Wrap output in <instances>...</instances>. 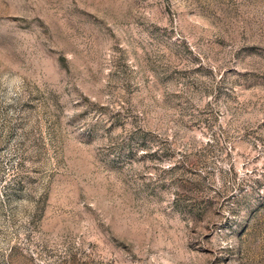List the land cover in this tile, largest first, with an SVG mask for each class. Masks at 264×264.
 Returning <instances> with one entry per match:
<instances>
[{
	"label": "rangeland",
	"instance_id": "rangeland-1",
	"mask_svg": "<svg viewBox=\"0 0 264 264\" xmlns=\"http://www.w3.org/2000/svg\"><path fill=\"white\" fill-rule=\"evenodd\" d=\"M0 264H264V0H0Z\"/></svg>",
	"mask_w": 264,
	"mask_h": 264
}]
</instances>
